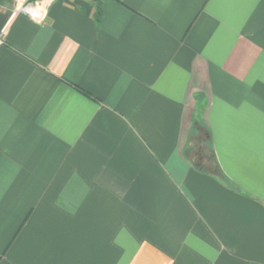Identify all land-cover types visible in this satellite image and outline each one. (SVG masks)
Segmentation results:
<instances>
[{
    "label": "crops",
    "instance_id": "0c3cea01",
    "mask_svg": "<svg viewBox=\"0 0 264 264\" xmlns=\"http://www.w3.org/2000/svg\"><path fill=\"white\" fill-rule=\"evenodd\" d=\"M29 1L0 0V264H264V0Z\"/></svg>",
    "mask_w": 264,
    "mask_h": 264
},
{
    "label": "built area",
    "instance_id": "2783aa9c",
    "mask_svg": "<svg viewBox=\"0 0 264 264\" xmlns=\"http://www.w3.org/2000/svg\"><path fill=\"white\" fill-rule=\"evenodd\" d=\"M15 10L25 13L34 21L42 22L46 18V7L42 3H31L29 0H15Z\"/></svg>",
    "mask_w": 264,
    "mask_h": 264
},
{
    "label": "trees",
    "instance_id": "16d2710c",
    "mask_svg": "<svg viewBox=\"0 0 264 264\" xmlns=\"http://www.w3.org/2000/svg\"><path fill=\"white\" fill-rule=\"evenodd\" d=\"M100 5H101V3H99V12H98V15H97V17H96V20H97V22H99L100 21V18H101V10H100Z\"/></svg>",
    "mask_w": 264,
    "mask_h": 264
},
{
    "label": "rangeland",
    "instance_id": "374dc122",
    "mask_svg": "<svg viewBox=\"0 0 264 264\" xmlns=\"http://www.w3.org/2000/svg\"><path fill=\"white\" fill-rule=\"evenodd\" d=\"M204 135V134H203Z\"/></svg>",
    "mask_w": 264,
    "mask_h": 264
}]
</instances>
